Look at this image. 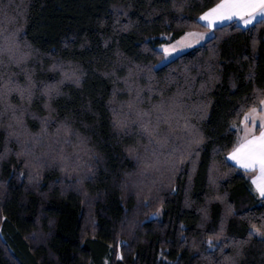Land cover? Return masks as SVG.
I'll use <instances>...</instances> for the list:
<instances>
[{"label":"trees","instance_id":"16d2710c","mask_svg":"<svg viewBox=\"0 0 264 264\" xmlns=\"http://www.w3.org/2000/svg\"><path fill=\"white\" fill-rule=\"evenodd\" d=\"M219 2L0 0V43L29 53L0 63V264H264V198L228 159L264 101V23L155 68ZM173 102L144 133L136 111Z\"/></svg>","mask_w":264,"mask_h":264},{"label":"snow or ice","instance_id":"6c2138e0","mask_svg":"<svg viewBox=\"0 0 264 264\" xmlns=\"http://www.w3.org/2000/svg\"><path fill=\"white\" fill-rule=\"evenodd\" d=\"M233 17L238 18L242 23L247 26L251 24L254 20H258L259 23H264V0H220L214 7L208 9L203 14L200 15L199 20L207 21L206 27L212 28L217 21L231 20ZM187 37H195L196 42L204 39L203 34L197 33H186L185 37L182 39H187ZM179 44V42H177ZM185 47H190L191 43H186ZM165 56L170 52L177 51V46H164ZM7 55L10 60L15 59L17 63L26 59L29 55L27 52H20V46L17 40L16 33L11 36L4 37V42L0 43V63L3 62L2 58ZM65 78L73 79L75 83L79 84L80 77L77 75L76 70H71L70 73H64ZM31 95V94H29ZM264 103V101H261ZM129 108L133 105L129 102ZM175 103L168 105L167 110L163 104L158 106V110L161 113L157 116V123L155 126L152 125L150 120H145L144 117L148 115L147 112H142L137 110L136 117L139 121V126L149 137H151L155 131V127H158L161 119L165 122L170 120L175 113ZM251 115V120L255 126L256 122V109L250 110V113H244V121L249 120ZM243 123V121H242ZM114 128H124L127 127V120L120 121L115 120L113 122ZM259 133L258 135L251 130L245 128L244 136L238 140L233 149L228 153V159L235 161L237 165L244 169H259L260 182H257V178L253 179V184L256 185V190L259 192L261 197H264V113L260 115L259 119ZM202 137H194L192 143H199ZM133 151L130 147L129 152ZM3 157L0 156V159ZM39 166V165H37ZM63 170V169H62ZM175 170V169H174ZM223 231V226H221V232ZM261 237L262 242H264V231H260L255 227L249 232V237L253 235ZM220 233H216L217 238H219ZM209 248H214L212 240L209 239ZM223 247L221 246V252H223ZM242 256V252L237 248L235 255L224 256V260L230 262V264H237V258Z\"/></svg>","mask_w":264,"mask_h":264},{"label":"rangeland","instance_id":"374dc122","mask_svg":"<svg viewBox=\"0 0 264 264\" xmlns=\"http://www.w3.org/2000/svg\"><path fill=\"white\" fill-rule=\"evenodd\" d=\"M188 33H197V34H203L204 39L199 40V42H196V38L195 37H187V39H182L183 37H185V35L183 37H181L180 39L176 40L175 42L172 43H167L168 38H163L166 44H162L164 46H172L175 45L177 46V51L175 52H170L167 56H165V52H164V48L161 47L162 45H160L158 47V50L160 52L163 53V59L155 66L156 69H159L167 64H169L170 62H172L173 60H175L177 57L193 50L196 47L202 46L203 44H205V42H207L209 39H211L214 36V33L212 31H208V30H203V31H190ZM177 42H179V44H177ZM191 43L190 47H185L184 45L186 43ZM256 109V108H255ZM264 113V103L262 104L261 108H257L256 109V122H255V126L252 123L251 120V115L249 116V120L244 121V119L242 120L243 123L241 122V124H235L233 125V128L237 131L238 133V140L240 138H242L244 136V129L247 128L249 130H251L252 132L255 130V128H257L256 126L259 125V119H260V115L262 113ZM162 211H160L158 214H160ZM153 217H159V215H155ZM103 264H109L108 260H105Z\"/></svg>","mask_w":264,"mask_h":264},{"label":"crops","instance_id":"0c3cea01","mask_svg":"<svg viewBox=\"0 0 264 264\" xmlns=\"http://www.w3.org/2000/svg\"><path fill=\"white\" fill-rule=\"evenodd\" d=\"M200 21V23L206 28V30H208V31H214V29H216V28H219V27H222V26H225V25H229V24H237L238 26H240V27H242V28H244V29H247V28H250L251 26H253L255 23H257L258 22V20H254L251 24H249V25H247V26H245L243 23H242V21H240L238 18H236V17H233L231 20H223V21H217L215 24H214V26L212 27V28H208V27H206V24H207V21H201V20H199ZM262 104L263 103H261V105L259 106V107H257V108H261V106H262ZM256 108V109H257ZM248 113H250V112H248ZM259 113H262L261 111L259 112ZM241 124V123H240ZM257 128H255V130L253 131L255 134H257L258 135V133H259V128H258V125L256 126ZM235 167H237L238 169H240L241 171H243V172H245V173H247L248 175H249V177H250V179H251V182L253 181V179L254 178H257V182L259 183L260 182V180L258 179V177H259V169L258 168H255V169H244V168H242V167H240L239 165H237L236 163H235V161H232V160H229ZM252 185H253V189H254V192H255V194L259 197V198H264V197H261L260 195H259V192L256 190V185H254L253 184V182H252Z\"/></svg>","mask_w":264,"mask_h":264}]
</instances>
